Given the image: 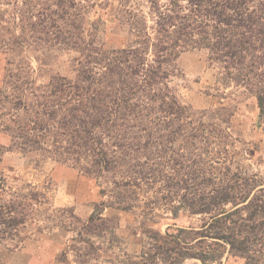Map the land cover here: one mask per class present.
Listing matches in <instances>:
<instances>
[{
	"label": "trees",
	"instance_id": "1",
	"mask_svg": "<svg viewBox=\"0 0 264 264\" xmlns=\"http://www.w3.org/2000/svg\"><path fill=\"white\" fill-rule=\"evenodd\" d=\"M107 8L121 48L101 42L96 10ZM188 50L205 52L223 88L254 99L262 130L264 0H0V157L33 154L99 182L106 201L71 242L105 223L116 239L105 208L131 214L142 237L137 255L108 264H264V158L262 170L244 164L258 146L237 147L226 95L208 109L179 102L170 83ZM62 55L69 75L53 69ZM15 203L0 196V230L24 223ZM160 213L185 224L156 229Z\"/></svg>",
	"mask_w": 264,
	"mask_h": 264
},
{
	"label": "rangeland",
	"instance_id": "2",
	"mask_svg": "<svg viewBox=\"0 0 264 264\" xmlns=\"http://www.w3.org/2000/svg\"><path fill=\"white\" fill-rule=\"evenodd\" d=\"M96 11L105 23V31L100 33L101 42L106 48L123 47L125 38L115 34L111 8ZM67 61L68 55L60 56L54 62V71L69 75ZM5 62L6 56L0 52V81ZM176 67L178 71L170 86L182 104L196 110L208 109L217 106L219 95H226L223 103L234 111L231 124L232 131L240 140L237 147L243 144L258 146L254 157H248L244 164L252 170H262L257 159L264 158V123L262 130L257 127L254 99L241 89L223 88L217 81V70L208 62L204 51L183 52L176 61ZM5 143L7 139L0 136V145ZM0 176L6 181L0 196L16 199L15 209L26 215L24 223L15 230H0V239H4L0 240V264H78L77 255L84 253L90 254V257L79 258L88 260L84 264H108V259L114 255L120 260L126 253H139L142 237L131 231L134 217L114 209L105 208L102 217L112 220L111 224L116 227V239L108 236L105 223L102 228L94 226L87 244L71 242L74 231L81 229L95 206L106 201V196L100 194L99 182L76 169L51 161L43 162L33 154L7 151L0 157ZM28 193L35 194L37 198L44 195L48 203L29 204L25 201ZM167 217L170 216L160 213L153 227L164 231L174 223L183 225L186 221L183 217L177 220ZM71 245L76 249H72ZM226 264L243 263L229 259Z\"/></svg>",
	"mask_w": 264,
	"mask_h": 264
}]
</instances>
